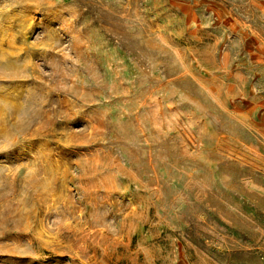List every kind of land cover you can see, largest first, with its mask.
<instances>
[{"label":"rangeland","instance_id":"374dc122","mask_svg":"<svg viewBox=\"0 0 264 264\" xmlns=\"http://www.w3.org/2000/svg\"><path fill=\"white\" fill-rule=\"evenodd\" d=\"M0 264H264V0H0Z\"/></svg>","mask_w":264,"mask_h":264}]
</instances>
